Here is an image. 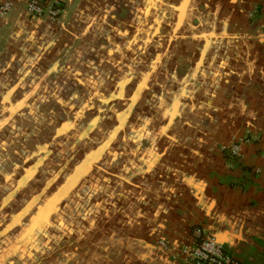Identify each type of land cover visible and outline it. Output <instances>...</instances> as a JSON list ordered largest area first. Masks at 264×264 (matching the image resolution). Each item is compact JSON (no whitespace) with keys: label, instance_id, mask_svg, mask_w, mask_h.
I'll return each instance as SVG.
<instances>
[{"label":"crops","instance_id":"1","mask_svg":"<svg viewBox=\"0 0 264 264\" xmlns=\"http://www.w3.org/2000/svg\"><path fill=\"white\" fill-rule=\"evenodd\" d=\"M196 228L264 264V0H69L55 22L16 2L0 264H196Z\"/></svg>","mask_w":264,"mask_h":264},{"label":"built area","instance_id":"2","mask_svg":"<svg viewBox=\"0 0 264 264\" xmlns=\"http://www.w3.org/2000/svg\"><path fill=\"white\" fill-rule=\"evenodd\" d=\"M22 2L26 11L33 17L46 16L50 21L55 22L69 0H8L0 4V17L5 19L13 12L15 3ZM254 14H251L253 17ZM240 144L235 143L230 147H223V152H229L231 157H239L241 153ZM193 248L189 250L192 253L196 264H240L235 259L225 254L222 246L215 238L208 237L201 228H196L192 234ZM167 246L166 242L161 243ZM185 248V252H187Z\"/></svg>","mask_w":264,"mask_h":264},{"label":"rangeland","instance_id":"3","mask_svg":"<svg viewBox=\"0 0 264 264\" xmlns=\"http://www.w3.org/2000/svg\"><path fill=\"white\" fill-rule=\"evenodd\" d=\"M100 154H102L101 151L98 152V155H96V153H94V154H90V155L88 156V161H87V165H89L88 168H87L88 172H90V171L92 170V169H91V164H94L95 161H96L97 159H99V155H100ZM104 154H105V152H104Z\"/></svg>","mask_w":264,"mask_h":264}]
</instances>
